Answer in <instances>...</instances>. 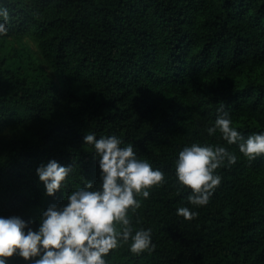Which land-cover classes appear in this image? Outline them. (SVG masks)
<instances>
[{
	"label": "trees",
	"instance_id": "16d2710c",
	"mask_svg": "<svg viewBox=\"0 0 264 264\" xmlns=\"http://www.w3.org/2000/svg\"><path fill=\"white\" fill-rule=\"evenodd\" d=\"M0 215L38 224L75 184L99 181L94 131L132 142L165 173L135 212L153 251L110 250L109 264H264V154L249 159L217 131L218 109L245 137L264 131V0H0ZM34 44L35 51L25 42ZM50 69L55 79L49 72ZM193 142L236 154L208 203L189 204L174 161ZM73 165L46 195L36 167ZM196 211L191 219L177 208ZM10 264H24L19 257Z\"/></svg>",
	"mask_w": 264,
	"mask_h": 264
},
{
	"label": "clouds",
	"instance_id": "9594fccd",
	"mask_svg": "<svg viewBox=\"0 0 264 264\" xmlns=\"http://www.w3.org/2000/svg\"><path fill=\"white\" fill-rule=\"evenodd\" d=\"M10 13L0 6V35L9 30ZM206 128L209 136L217 131L228 144H235L249 159L264 154V131L247 137L233 126L226 111ZM85 144L94 150L99 181L85 179L64 196L66 203H50L42 209L38 224L17 214L0 215V264L19 257L24 264H109L110 250L127 245L132 253L151 252L156 245L150 227H136L129 212H135L148 198L149 188L165 183V173L137 156L132 142L125 144L116 135L89 131ZM237 156L222 144L193 142L185 145L174 161L177 184L191 189L186 199L194 206L206 205L222 176L215 170L236 163ZM45 194L62 191L71 182L73 165L56 159L41 162L35 169ZM177 215L191 219L197 213L188 206L177 208Z\"/></svg>",
	"mask_w": 264,
	"mask_h": 264
},
{
	"label": "rangeland",
	"instance_id": "374dc122",
	"mask_svg": "<svg viewBox=\"0 0 264 264\" xmlns=\"http://www.w3.org/2000/svg\"><path fill=\"white\" fill-rule=\"evenodd\" d=\"M25 42L29 45V47H31L33 49V51H35V47H34V44L32 42H30L28 39L25 40ZM48 69V68H47ZM48 72L55 78H56V75L50 70L48 69Z\"/></svg>",
	"mask_w": 264,
	"mask_h": 264
}]
</instances>
